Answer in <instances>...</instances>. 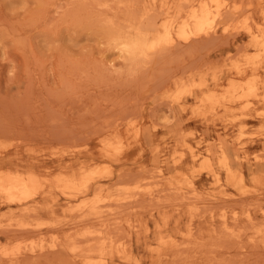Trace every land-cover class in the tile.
<instances>
[{"label": "rangeland", "instance_id": "1", "mask_svg": "<svg viewBox=\"0 0 264 264\" xmlns=\"http://www.w3.org/2000/svg\"><path fill=\"white\" fill-rule=\"evenodd\" d=\"M161 2L0 0V264H264V0Z\"/></svg>", "mask_w": 264, "mask_h": 264}, {"label": "bare ground", "instance_id": "2", "mask_svg": "<svg viewBox=\"0 0 264 264\" xmlns=\"http://www.w3.org/2000/svg\"><path fill=\"white\" fill-rule=\"evenodd\" d=\"M153 1V0H152ZM201 1V0H200ZM160 2H161V0H160ZM195 2V1H194ZM204 2V1H203ZM220 2V1H219ZM218 2V3H219ZM155 3V2H154ZM162 3V2H161ZM160 3V4H161ZM199 3V2H198ZM207 3V2H206ZM210 3V2H209ZM213 3H215V2H213ZM203 4H205V3H203ZM221 4V3H220ZM162 5H164V3L162 4ZM168 5H170V4H168ZM219 4H217V5H215V6H218ZM166 6V5H165ZM173 6H175V4L173 3ZM177 6V5H176ZM207 6V5H206ZM162 7V6H161ZM191 7V6H190ZM167 8H169V6H167ZM167 8H166V10H167ZM195 8V7H194ZM199 9H200V7H198ZM207 8H208V6H207ZM207 8H206V11H207ZM219 8V7H218ZM170 9V8H169ZM205 9V8H204ZM174 10H175V8H174ZM196 10H198V9H196ZM215 10V9H214ZM208 11H209V9H208ZM208 11H207V14H208ZM218 11V10H217ZM264 11V10H263ZM178 14H180L178 11H176ZM191 12V11H190ZM215 12H216V10H215ZM214 13V12H213ZM165 14V13H164ZM166 14H168V13H166ZM187 14V13H186ZM189 14V13H188ZM187 14V15H188ZM191 15H190V17H191V22H193V31H195V32H199V30H201V28L203 27V25L205 24V22H207L206 21V18L209 16V15H207V17L205 16V11H203L202 9H200L199 11H192V13H190ZM210 14H212V12L210 13ZM262 15V14H261ZM170 16H171V14H170ZM214 16V15H213ZM215 16H216V14H215ZM185 17V16H184ZM183 17V18H184ZM167 18H169L168 16H167ZM172 17H170V19H171ZM169 19V20H170ZM184 19H186V18H184ZM165 20H168V19H165ZM164 20V21H165ZM176 20V19H175ZM181 20H182V18H181ZM162 21V24H164L163 26H165V24L167 23V22H165V23H163V19L161 20ZM160 21V22H161ZM172 21V20H171ZM183 21L184 20H182V22H181V26L179 27V32H181L179 35L181 36V34H184V32L186 31V29H184V23H183ZM186 21V20H185ZM134 22V21H133ZM154 22V21H153ZM174 22V21H173ZM209 22H210V19H209ZM120 23V22H119ZM169 24H170V21L168 22ZM183 23V24H182ZM187 23V22H186ZM208 23V22H207ZM211 23V22H210ZM209 23V24H210ZM212 23H213V21H212ZM168 24V25H169ZM171 24H173V23H171ZM208 24V25H209ZM258 24V23H257ZM191 25V24H190ZM190 25H189V28H190ZM212 25V24H211ZM248 25V24H247ZM261 26V25H260ZM122 27V26H121ZM127 27V26H126ZM137 27V26H136ZM169 27V26H168ZM172 27V26H171ZM244 27V26H243ZM130 28H131V26H130ZM129 28V29H130ZM210 28V27H209ZM249 28V27H248ZM127 29H128V27H127ZM203 29H205V28H203ZM212 29V28H211ZM247 29V28H246ZM245 29V30H246ZM258 29V28H257ZM168 30V28H166V31ZM183 30H184V32H183ZM177 31V30H176ZM246 31H248V30H246ZM118 32V31H117ZM178 32V31H177ZM183 32V33H182ZM145 33V32H144ZM166 33V32H165ZM171 33V32H170ZM186 33H188V31L186 32ZM192 33V32H191ZM194 33V32H193ZM118 34V33H117ZM145 34H147V33H145ZM152 34V33H151ZM156 34H157V32H156ZM162 35V34H161ZM169 35H171V34H169ZM186 35V34H185ZM251 35V34H250ZM152 36V35H151ZM163 36V35H162ZM189 36V35H188ZM153 37H155V36H153ZM158 37V36H157ZM164 37V36H163ZM168 37V36H167ZM170 37V36H169ZM172 37V36H171ZM178 37V36H177ZM183 37V36H182ZM152 38V37H151ZM252 39H253V37H251ZM171 39V38H170ZM156 40H157V38H156ZM155 40V41H156ZM167 40V39H166ZM168 40H169V38H168ZM173 40V39H172ZM171 40V41H172ZM114 41V40H113ZM142 41H145V39L144 40H142ZM142 41H141V39H136V40H134V41H130V43H126V44H124V45H126V47H127V50L128 51H131V52H133V51H135L136 49H138L140 46H141V44H142ZM146 41H147V39H146ZM151 41V40H150ZM150 41H148V43L150 42ZM153 42V41H152ZM168 42V41H167ZM254 42V41H253ZM123 43V42H122ZM152 44V43H151ZM263 44V43H262ZM148 46V45H147ZM123 47V46H122ZM144 47H146V46H144ZM149 47V46H148ZM156 47V46H155ZM125 48V47H124ZM141 48V47H140ZM120 50H121V48H120ZM119 50V51H120ZM127 52V51H126ZM134 55V54H133ZM143 55V54H142ZM244 55H245V53H244ZM232 56V55H231ZM235 56V55H234ZM249 56V55H248ZM233 57V56H232ZM232 57H230V58H232ZM234 61V60H233ZM232 61V62H233ZM240 61H242V60H240ZM235 62V61H234ZM260 63V62H259ZM226 64V63H225ZM233 64V63H232ZM248 65V64H247ZM258 66V65H257ZM243 71V70H242ZM255 72V71H254ZM239 73V72H238ZM256 74H257V72H256ZM256 76H258V75H256ZM184 78V77H183ZM181 79V78H180ZM183 80V79H182ZM202 81V80H201ZM188 82H190L191 83V81H189V79H188ZM218 82V81H217ZM185 83V82H184ZM206 85H208V84H206ZM188 85H186V87H187ZM196 86V85H195ZM191 89V88H190ZM206 89H207V87H206ZM178 91H180V90H178ZM198 91V90H197ZM196 93V92H195ZM206 94V93H205ZM163 95H165V94H163ZM236 98V97H235ZM238 98V97H237ZM197 103V102H196ZM178 104H180V103H178ZM185 104H187V103H185ZM230 104V103H229ZM226 105H228V104H226ZM235 105V104H234ZM229 106V105H228ZM233 106V105H232ZM256 115V114H255ZM201 117V116H200ZM224 117V116H223ZM195 118V117H194ZM219 118V117H218ZM220 119V118H219ZM232 118H230V120H231ZM235 120V118L233 119V121ZM227 121H229V120H227ZM221 124V123H220ZM255 124V123H254ZM257 125V124H256ZM105 127H107V125L105 126ZM103 129V128H102ZM136 129V128H135ZM251 129V128H250ZM101 130V129H100ZM259 131V130H258ZM98 133V132H97ZM250 136H251V133H250ZM104 137V136H103ZM116 137V136H115ZM119 137V136H118ZM120 139H121V137H120ZM123 139V138H122ZM127 139V138H126ZM129 140V139H128ZM122 142V141H121ZM119 143L120 145L122 144V143ZM108 143V142H107ZM116 143V142H115ZM124 143V142H123ZM128 144H131V143H128ZM114 145V144H113ZM117 145H118V143H117ZM119 145V146H120ZM75 146V145H74ZM126 146V145H125ZM192 146V145H191ZM113 147V146H112ZM115 147V146H114ZM116 149V148H115ZM120 149V148H119ZM122 149V148H121ZM120 149V150H121ZM117 151H115V153L116 152H118L119 150L118 149H116ZM113 151V150H112ZM125 151H126V149H125ZM111 152V151H110ZM109 152V153H110ZM121 152V151H120ZM184 152V151H183ZM121 154V153H120ZM130 154L131 153H129V156H130ZM116 156H117V154H116ZM256 156V155H255ZM120 158V157H119ZM123 158V157H122ZM256 158V157H255ZM1 159V158H0ZM94 159V158H93ZM125 159H126V157H125ZM261 159V158H260ZM99 160V159H98ZM119 160H122V159H119ZM132 160V159H131ZM11 161V160H10ZM172 161V160H171ZM115 162H116V160H115ZM130 162V161H129ZM221 163L223 164V166L228 170V171H230V169H229V166H228V160H227V154L225 153V152H222V154H221ZM11 165V164H10ZM5 166H7V165H5ZM13 167H14V165H13ZM162 167V166H161ZM219 167V166H218ZM89 168V167H88ZM224 168V169H225ZM9 169H11V167L9 168ZM150 169H152V168H150ZM157 170H158V167L156 168ZM161 169V168H160ZM160 169H159V172L157 173L156 172V170H155V172L158 174V175H160L161 173V171H160ZM174 169V168H173ZM16 170V169H15ZM84 170V169H83ZM94 170H95V168H94ZM162 170V169H161ZM164 170V169H163ZM177 170H179V169H177ZM181 170V169H180ZM179 170V171H180ZM188 170V169H187ZM219 170V169H218ZM217 170V171H218ZM144 171H146L145 169H144ZM150 171V170H149ZM149 171H146V172H144V175H145V173H146V176L145 177H148V175H147V173H150ZM182 171V170H181ZM184 171V170H183ZM189 171V170H188ZM91 172H92V170H91ZM90 172V173H91ZM154 172V171H153ZM153 172H151L152 173V175L154 174ZM191 172V171H190ZM222 172H223V170H222ZM253 172V171H252ZM88 173V172H87ZM97 173V172H96ZM142 173V172H141ZM150 173V174H151ZM160 173V174H159ZM184 173V172H183ZM215 174L217 175V173L215 172ZM92 174H89L88 176H91ZM94 175H96V174H94ZM142 175H143V173H142ZM97 176H99V175H96V177ZM141 176V175H140ZM103 177V176H102ZM105 177V176H104ZM92 178V177H91ZM120 178V177H119ZM123 178V177H122ZM149 178V177H148ZM38 179V178H37ZM46 179V178H45ZM80 179V178H79ZM93 179V178H92ZM160 179V178H159ZM190 179V178H189ZM217 179V178H216ZM222 179H224V177L222 178ZM70 180V179H69ZM68 180V181H69ZM82 180V179H81ZM90 180V179H89ZM152 180V179H151ZM83 181V180H82ZM87 181H88V179H87ZM202 181V180H201ZM207 181V180H206ZM33 182H34V178H33V176H31V175H29L28 177H26V178H24L23 176L21 177V176H18V175H16V176H14V175H6L5 177H3V178H1L0 179V191L1 192H4V193H6L7 195H9L11 198L13 197V198H16L17 200H22V199H25V198H27V197H29L30 195H31V192L35 189L34 188V184H33ZM62 182H64V181H62ZM86 182V181H85ZM90 182V181H89ZM156 182V181H155ZM72 183V182H71ZM83 183V182H82ZM88 183V182H87ZM86 183V184H87ZM115 184V183H114ZM218 184V183H217ZM208 185V184H207ZM87 186V185H86ZM98 186H101L102 187V184L100 185H98ZM174 186V185H173ZM177 186V185H176ZM176 186H174V187H176ZM223 186V185H222ZM55 187V186H54ZM88 187V186H87ZM173 187V188H174ZM226 187V186H225ZM244 187V186H243ZM96 188V187H95ZM100 187H98V189H99ZM113 188V187H112ZM97 189V190H98ZM108 189V188H107ZM149 189V188H148ZM177 189V188H176ZM208 189V188H207ZM210 189V188H209ZM87 190V189H86ZM96 190V191H97ZM184 190V189H183ZM200 190V189H199ZM111 191V190H110ZM175 191H177V190H175ZM258 191V190H257ZM71 192V191H70ZM100 192V191H99ZM134 192V191H133ZM155 192H156V190H155ZM197 192V191H196ZM92 193V192H91ZM95 193H97V192H95ZM158 193V192H157ZM193 193V192H192ZM156 194V193H155ZM197 194L198 193H196L195 195L197 196ZM205 194V193H204ZM128 195V194H127ZM167 195V194H166ZM187 195V194H186ZM195 195H192L193 197L195 196ZM156 196H157V194H156ZM155 196V197H156ZM188 196H189V194H188ZM200 196V194L198 195V197ZM214 196V195H213ZM127 197V196H126ZM191 197V196H190ZM192 197V198H193ZM215 197H217V196H215ZM10 198V199H11ZM48 198V197H47ZM175 198V197H174ZM195 198H197V197H195ZM93 199V198H92ZM148 199V198H147ZM191 199V198H190ZM150 200V199H149ZM157 200H158V198H157ZM258 200V199H257ZM42 201V200H41ZM48 201V200H47ZM134 201V200H133ZM143 201H145V200H143ZM143 201H142V203H143ZM156 201V200H155ZM129 202V201H128ZM146 202H147V200H146ZM82 203V202H81ZM127 203V202H126ZM128 204V203H127ZM152 204V203H151ZM221 204V203H220ZM248 204V203H247ZM32 205V204H31ZM49 205V204H48ZM94 205V204H93ZM139 205V204H138ZM218 205V204H217ZM250 205V204H249ZM71 206V205H70ZM69 206V207H70ZM13 207V206H12ZM72 207V206H71ZM211 207V206H210ZM213 207H214V205H213ZM9 208V207H8ZM205 208V207H204ZM124 209H126V208H124ZM123 209V210H124ZM202 209V208H201ZM208 209V208H207ZM70 210H71V208H70ZM98 210H100V208L98 209ZM111 210V209H110ZM122 210V209H121ZM127 210V209H126ZM72 211H73V208H72ZM86 211V210H85ZM95 211V210H94ZM103 211V210H102ZM192 211V210H191ZM83 212V211H82ZM120 213H121V211H119ZM104 213H105V211H104ZM2 214H3V212H2ZM100 214H102V212L100 211ZM116 214H118V213H116ZM264 214V213H263ZM0 215H1V212H0ZM93 215H94V212H93ZM111 215V214H110ZM110 215H107V216H110ZM121 215V214H120ZM112 216V215H111ZM117 216V215H116ZM74 217V216H73ZM224 217V216H223ZM79 218V217H78ZM81 218V217H80ZM82 218H84L85 219V217H83L82 216ZM88 218V217H87ZM192 218V217H191ZM221 218H222V216H221ZM247 218H250V215H249V217L247 216ZM96 219V218H95ZM104 219V218H103ZM251 219V218H250ZM250 219H249V221H250ZM254 219V218H253ZM77 220V219H76ZM87 220V219H86ZM88 220H90V219H88ZM225 219L223 218V221H224ZM259 220V219H258ZM11 221V220H10ZM85 221V220H84ZM249 221H246V222H249ZM252 221H254V220H252ZM252 221H250L251 223H252ZM47 222V221H46ZM101 222V221H100ZM113 222V221H112ZM190 222H192L191 220H190ZM8 223H9V221H8ZM37 223V222H36ZM225 223H227V222H225ZM21 224H22V222H21ZM20 224V225H21ZM73 224V223H72ZM111 224H113V223H111ZM142 224V223H141ZM141 224H139V225H141ZM216 224V223H215ZM217 224H220V223H217ZM217 224H216V228H217ZM222 224H224V223H222ZM249 224V223H248ZM253 224V223H252ZM109 225V224H108ZM117 225V224H116ZM138 225V224H137ZM157 225H158V223H157ZM211 225H212V223H211ZM225 225V224H224ZM43 226V225H42ZM112 226V225H111ZM192 226V225H191ZM220 226V225H219ZM242 226V225H241ZM249 226H251V225H249ZM103 227L104 226H102L101 228L103 229ZM116 227V226H115ZM118 227V226H117ZM141 227V226H140ZM144 227V226H143ZM224 227H227V224H226V226H224ZM15 228V227H14ZM98 228H100V227H98ZM112 228V227H111ZM251 228V227H250ZM258 228V227H257ZM256 228V229H257ZM13 229V228H12ZM11 229V230H12ZM31 229V228H30ZM244 229V228H243ZM253 229V228H252ZM255 229V228H254ZM29 230V229H28ZM259 230V229H258ZM14 231V230H13ZM16 231V230H15ZM18 231H23L22 229H18ZM25 231V230H24ZM196 232H198L197 230H195ZM194 231V232H195ZM247 231V230H246ZM6 232H8V231H6ZM11 232V231H10ZM187 232V231H186ZM193 231H192V234L194 233ZM195 232V233H196ZM258 232V231H257ZM103 233V232H102ZM194 233V234H195ZM230 233V232H229ZM3 234V233H2ZM114 234V233H113ZM217 234H219V233H217ZM253 234V233H252ZM254 234H256V232L254 233ZM253 234V235H254ZM74 235V234H73ZM107 235V234H106ZM105 235V236H106ZM242 235H244V234H242ZM105 236L103 235V237H104V239H105ZM118 236V235H117ZM217 236H220V235H217ZM237 236V235H236ZM238 236H240L239 234H238ZM250 236V235H249ZM82 237H84V236H82ZM87 236H85V240H87V238H86ZM89 237V236H88ZM95 238H97L98 236H94ZM113 237H114V235H113ZM160 237V236H159ZM227 237V236H226ZM242 237V236H241ZM251 237H253V236H251ZM92 238V240L93 239H95V238H93V236L91 237ZM102 238V237H101ZM117 238V237H116ZM119 238V237H118ZM161 238V237H160ZM257 238V237H256ZM83 239V238H82ZM250 241L252 240V239H250V238H248ZM254 239V238H253ZM259 239H260V237H259ZM96 240V239H95ZM101 240V239H100ZM120 240V239H119ZM179 240V239H178ZM184 240V239H183ZM229 240V239H228ZM258 240V239H257ZM256 240V241H257ZM88 241V240H87ZM94 241V240H93ZM127 241V240H126ZM130 241V240H129ZM177 241V240H176ZM221 242H222V240H220ZM225 241H227V240H225ZM231 241H233L232 239H231ZM235 241V240H234ZM236 241H239V239H237ZM70 242V241H69ZM89 242V241H88ZM91 242V241H90ZM95 242V241H94ZM113 242V241H112ZM117 242V241H116ZM185 242V241H184ZM188 242H189V240H188ZM198 242V241H197ZM87 243V242H86ZM105 243V242H104ZM187 243V242H186ZM220 243V242H219ZM228 243V242H227ZM226 243V244H227ZM233 243V242H232ZM92 244V243H91ZM95 244V243H94ZM99 244H101L100 242H99ZM106 244V243H105ZM177 244V243H176ZM215 244V243H214ZM225 244V243H224ZM103 245V244H102ZM84 246V245H83ZM87 246V245H86ZM91 246V245H90ZM90 246H87V247H89L90 248ZM93 246V245H92ZM91 246V247H92ZM95 246V245H94ZM93 246V247H94ZM150 246V245H149ZM17 247V246H16ZM73 247V246H72ZM86 247V248H87ZM104 247V246H103ZM102 247V248H103ZM119 247V246H118ZM221 247H223V246H221ZM1 248V247H0ZM8 248H10V247H8ZM33 248V247H32ZM96 248V247H95ZM98 248L99 247H97V250H98ZM110 248H112V247H110ZM114 248L116 249V252L117 253H120L119 251V249L117 248V247H115L114 246ZM113 248V249H114ZM123 248V247H122ZM12 249H13V247H12ZM11 249V250H12ZM34 249V248H33ZM63 249V248H62ZM101 249V248H100ZM106 249V248H105ZM125 249V248H124ZM11 250L9 251V249H7V251H9V252H11ZM93 250V249H92ZM104 250V249H103ZM118 250V251H117ZM1 251V250H0ZM87 251V250H86ZM88 251H89V249H88ZM87 251V252H88ZM112 251V250H111ZM125 251V250H124ZM9 252H8V255H9ZM121 252H122V250H121ZM3 253V252H2ZM12 253V252H11ZM10 253V254H11ZM19 253H21V252H19ZM89 253V252H88ZM94 253V252H93ZM102 253V252H101ZM124 253V252H123ZM193 253H195V252H193ZM5 254V253H4ZM13 254V253H12ZM17 254V253H16ZM128 255H129V253H127ZM209 254V253H208ZM86 255H88V254H86ZM4 256V255H3ZM39 256V255H38ZM160 256H161V254H160ZM9 257V256H8ZM86 257V259L88 258L87 256H85ZM158 257V256H157ZM97 258V257H96ZM95 258V259H96ZM136 258H137V256H136ZM189 258V257H188ZM32 259V258H31ZM85 259V260H86ZM97 259H99V258H97ZM102 259V258H101ZM128 259V258H127ZM72 260V259H71ZM89 260L91 261V259L89 258ZM100 260V259H99ZM134 260V259H133ZM16 261V260H15ZM23 261V260H22ZM95 261V260H94ZM86 262H87V260H86ZM102 262V261H101ZM128 262H130V261H128ZM135 262H137V261H135ZM15 263V262H14ZM13 263V264H14ZM91 264H92V261L90 262ZM89 262L87 263V264H90ZM94 263V262H93ZM104 263V262H103ZM106 263V262H105ZM116 263V262H115ZM118 263V262H117ZM178 263V262H177ZM187 263V262H186ZM27 264V263H26ZM29 264V263H28ZM73 264H74V262H73ZM99 264V263H98ZM126 264H128V263H126ZM163 264V263H162ZM203 264V263H202Z\"/></svg>", "mask_w": 264, "mask_h": 264}]
</instances>
